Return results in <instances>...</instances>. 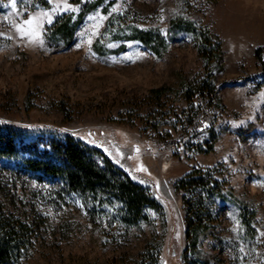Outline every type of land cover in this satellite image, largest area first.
Segmentation results:
<instances>
[{
  "label": "rangeland",
  "instance_id": "obj_1",
  "mask_svg": "<svg viewBox=\"0 0 264 264\" xmlns=\"http://www.w3.org/2000/svg\"><path fill=\"white\" fill-rule=\"evenodd\" d=\"M94 1L0 0V136L44 157L73 135L161 209L137 225L92 219L62 185L0 165V205L37 227L34 246L0 264H264V0H105L70 44L54 35L58 16L73 21ZM190 24L219 60L201 54ZM134 27L166 37L160 54L116 39ZM196 169L211 189L179 188Z\"/></svg>",
  "mask_w": 264,
  "mask_h": 264
},
{
  "label": "trees",
  "instance_id": "obj_2",
  "mask_svg": "<svg viewBox=\"0 0 264 264\" xmlns=\"http://www.w3.org/2000/svg\"><path fill=\"white\" fill-rule=\"evenodd\" d=\"M105 0H95L82 10L78 17L72 21L69 14L58 16L49 27L56 37L62 38L67 44L73 41L76 27L81 23L87 12L97 8ZM108 3H112L109 1ZM42 5H47L43 1ZM176 27L171 24L170 27ZM106 28V27H105ZM183 29L193 32L200 39V52L207 61L216 57L219 60L220 45L211 40L207 33L203 36L197 30V26L187 25ZM202 35V36H201ZM139 40L147 48L160 54L161 47L166 43V37L155 28L134 27L131 33L118 34L116 39ZM94 48L99 53V48ZM121 45L120 49H124ZM113 50V52H118ZM260 57V51H257ZM212 75H210L211 77ZM212 78V77H211ZM160 93L161 87L154 88ZM208 102L216 98L213 84L208 83L206 88L199 90ZM255 123L249 125L248 130L254 129ZM216 140V138H214ZM214 142H210L209 150ZM99 152L95 147H89L81 140H75L73 135H67L66 142L56 143L52 151L47 152L44 157H25L19 152L18 145L12 136H0V165L10 170H24L35 172L40 180L52 181L66 188L67 191L79 195L84 203L87 214L92 219L103 216H112L116 221L126 225H137L141 220H149L147 208L161 209V204L151 192L140 183L134 182L128 172L114 163L110 155L105 157V165L101 166L94 154ZM196 169L178 181L179 188L211 189L210 184L202 181ZM191 186V187H190ZM245 214V213H244ZM244 224L251 228V224L243 217ZM37 227L21 215H16L0 205V263L19 260L34 245Z\"/></svg>",
  "mask_w": 264,
  "mask_h": 264
},
{
  "label": "snow or ice",
  "instance_id": "obj_3",
  "mask_svg": "<svg viewBox=\"0 0 264 264\" xmlns=\"http://www.w3.org/2000/svg\"><path fill=\"white\" fill-rule=\"evenodd\" d=\"M12 2H13V7H15V0H12ZM24 23H25V24H30V23H31V20H26V21H24ZM17 27H18V29L20 28L19 25H18ZM21 35H24V33H23L22 30H21Z\"/></svg>",
  "mask_w": 264,
  "mask_h": 264
}]
</instances>
